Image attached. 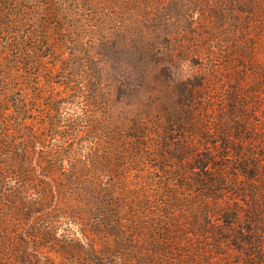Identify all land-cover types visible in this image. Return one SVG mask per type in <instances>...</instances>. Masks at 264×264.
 <instances>
[{"label": "trees", "instance_id": "16d2710c", "mask_svg": "<svg viewBox=\"0 0 264 264\" xmlns=\"http://www.w3.org/2000/svg\"><path fill=\"white\" fill-rule=\"evenodd\" d=\"M0 264H264V0H0Z\"/></svg>", "mask_w": 264, "mask_h": 264}]
</instances>
